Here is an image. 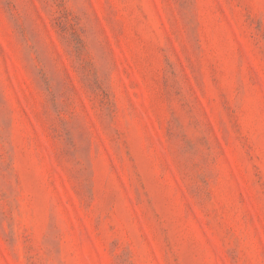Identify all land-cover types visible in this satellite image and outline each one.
<instances>
[{"label":"rangeland","instance_id":"1","mask_svg":"<svg viewBox=\"0 0 264 264\" xmlns=\"http://www.w3.org/2000/svg\"><path fill=\"white\" fill-rule=\"evenodd\" d=\"M0 264H264V0H0Z\"/></svg>","mask_w":264,"mask_h":264}]
</instances>
